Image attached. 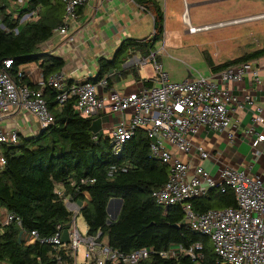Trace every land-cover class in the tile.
Segmentation results:
<instances>
[{
	"label": "trees",
	"instance_id": "trees-1",
	"mask_svg": "<svg viewBox=\"0 0 264 264\" xmlns=\"http://www.w3.org/2000/svg\"><path fill=\"white\" fill-rule=\"evenodd\" d=\"M18 1L0 0V69L6 60L12 61L7 71L15 82L33 86L26 78L16 76L21 66L37 64L45 79L64 67L61 58L39 50L61 25L63 5L61 0H29L24 8H17L14 4ZM134 2L153 16V37L122 41L111 60L98 61L97 76L88 81L96 84L105 75L121 68L133 55L147 56L154 44L162 39L165 21L162 8L153 0ZM27 16L29 18L24 20ZM262 56L264 47L218 66L211 63L209 66L217 72ZM148 83L144 82L145 85ZM43 99L54 123L34 136L20 137L17 146L0 145V155L6 162L0 169V208L20 222V226L15 220L8 226H0V261L58 264L59 257L69 264L65 250L39 242L27 245L21 239V232L34 231L40 239L53 237L57 227L67 225L71 219L63 205L64 196L75 195L86 201L80 216L87 226V234L101 232L102 240L114 250L130 253L152 249L158 253L172 245L188 248L195 243L203 248L202 259L198 261L184 255L170 259L151 253L138 264H227L217 258L207 237L190 231L183 224L179 206L164 212L155 204L152 193L166 182L168 170L150 157V140L142 130H135L120 153L114 155L108 137L95 132L94 118L75 113L73 100L58 107L56 91L51 88L44 90ZM112 168L116 172L110 176ZM81 178L94 182L81 187ZM72 181L74 185H71ZM58 187L62 188L63 197L56 195ZM82 193L89 199L85 200ZM110 199L123 201L119 215L112 223H108L106 212ZM191 205L195 212L204 213L213 208H234L236 200L231 190L225 193L211 190L204 197L192 200Z\"/></svg>",
	"mask_w": 264,
	"mask_h": 264
},
{
	"label": "built area",
	"instance_id": "built-area-1",
	"mask_svg": "<svg viewBox=\"0 0 264 264\" xmlns=\"http://www.w3.org/2000/svg\"><path fill=\"white\" fill-rule=\"evenodd\" d=\"M29 0H19L14 4L24 8ZM88 0H61L63 18L61 25L54 30L58 34L73 41L71 32L79 18V10ZM37 13V11H36ZM29 17L27 16V20ZM35 18V16L33 17ZM264 15L246 17L219 22L212 25L193 27L187 17L182 14V20L187 26V32L194 34L202 30L217 27L237 25L252 20L262 19ZM2 28V25H0ZM156 53L147 56H131L124 67H142L152 65L157 86L143 89L140 92L121 95L109 88L108 75L96 84L67 83L62 71L56 72L46 79L41 76L33 85L17 84L7 70L12 61L6 60L0 69V118L10 109H22L35 117L42 129L54 123L43 99L46 88L56 91L58 107L68 100H73L74 111L85 117H92L101 112L118 115L117 123L108 131L110 147L114 155H118L123 144L130 140L135 130H142L150 140L149 155L159 161L168 170L166 182L157 188L152 197L157 206L164 212L170 207L179 206L183 212V224L192 232L207 237L213 247V252L219 260L227 264H264V180L248 169H236L225 166L216 178L204 171L200 165L192 166L182 160V156H193L204 161L209 158L205 147L193 142L198 132L209 130L216 133L225 132L231 122V107L237 104L233 95L232 85L250 76L253 84L258 82L259 73L255 61L243 62L218 71L213 76L197 75L182 82H169L161 64L156 59ZM16 76L26 78L22 69ZM250 103V102H249ZM132 109L130 116L127 112ZM255 122V120L253 121ZM16 131H4L0 127V145L14 147L19 144ZM97 140V137H93ZM255 143H264V134H258ZM5 158L0 155V169L5 165ZM191 171V172H190ZM116 172L112 168L111 176ZM93 180L79 179L80 186L92 184ZM75 182H71L74 185ZM211 190L225 193L231 190L236 200L234 208H213L204 213L193 210L191 201L199 199ZM58 197H63L61 187L56 188ZM85 200L88 196L85 193ZM75 198V195L64 196L63 205L70 213L71 219L65 226H58L56 234L50 239H40L36 232H21L25 244H50L57 249L65 250L69 255V264H138L148 258L151 253L161 258H176L179 255L189 257L192 261L202 259V245L192 244L188 248L172 245L168 250L155 252L152 249H140L123 253L112 249L101 232L96 235L82 236L76 225V218L86 205V201ZM0 226H8L14 220L20 222L12 214L0 208ZM63 230H67L66 238ZM79 247L83 253L79 259ZM58 264H65L62 258ZM0 264H7L0 261Z\"/></svg>",
	"mask_w": 264,
	"mask_h": 264
},
{
	"label": "crops",
	"instance_id": "crops-1",
	"mask_svg": "<svg viewBox=\"0 0 264 264\" xmlns=\"http://www.w3.org/2000/svg\"><path fill=\"white\" fill-rule=\"evenodd\" d=\"M153 1L162 8V0ZM194 1L196 5H206L216 0ZM164 3L167 4V0H164ZM162 10L165 18L166 8ZM153 33V16L145 8L137 5L134 0H88L79 10L78 21L71 32L73 41L70 42L66 37L55 33L49 41L40 46L39 50L41 53L50 54L64 61L62 72L65 74L67 83H80L95 78L98 73V61L100 59L111 60L122 41L151 39ZM152 52L157 54L154 47ZM133 56L141 57V55ZM156 59L161 64L169 82H182L187 78L196 77L189 71L184 78L185 74L179 75L168 69L167 62H161L158 55ZM254 61L259 73L258 82L254 85L248 75L232 85L237 104L231 107L229 128L218 134L209 130H201V133L197 134L193 140L194 143L205 147L209 158L200 162L196 160L198 156L196 152L194 157L192 155L182 156L184 162L201 167L206 163L207 166L220 170L225 166L244 170L250 167V172L262 180L261 178L264 177V143L254 141L258 134H264V56ZM220 64L223 63L212 66ZM123 65L118 70L107 74L110 89L121 95H128L157 86L153 68L147 71L146 77H142L140 71L143 66L126 68ZM20 69L25 73L26 80L33 85L42 74L35 63L23 65ZM217 72L212 71L210 67V70L208 69L203 76H212L213 81L217 82V78L213 76ZM146 81L150 83L145 85ZM131 113L128 111L127 115L130 116ZM105 115L114 118L113 126L119 119L118 115H110L107 112H101L91 118H100ZM94 124V130L97 132L98 125L96 122ZM0 127L4 131H16L19 138L34 136L42 130L38 120L22 109H10L2 115Z\"/></svg>",
	"mask_w": 264,
	"mask_h": 264
},
{
	"label": "rangeland",
	"instance_id": "rangeland-1",
	"mask_svg": "<svg viewBox=\"0 0 264 264\" xmlns=\"http://www.w3.org/2000/svg\"><path fill=\"white\" fill-rule=\"evenodd\" d=\"M161 3L162 8H166L164 36L154 45V50L161 62H167L168 69L179 75L185 74L184 78L189 71L196 76H203L210 70L209 63H224L264 47V18L189 34L181 17L186 11L193 27L255 17L264 15V0H216L206 5H196L194 0H167V4L162 0ZM151 68L150 63L146 64L141 68L140 75L146 77ZM129 111L133 112L132 109ZM113 119L109 115L94 118L98 125L97 134L107 135L113 126ZM202 169L213 178L217 177L220 170L206 163ZM261 179L263 181L264 177ZM76 225L84 236L87 226L80 215L76 218ZM63 234L66 238L67 230H63ZM82 253L83 249L79 247V259Z\"/></svg>",
	"mask_w": 264,
	"mask_h": 264
},
{
	"label": "water",
	"instance_id": "water-1",
	"mask_svg": "<svg viewBox=\"0 0 264 264\" xmlns=\"http://www.w3.org/2000/svg\"><path fill=\"white\" fill-rule=\"evenodd\" d=\"M123 201L121 199H110L106 206V212L108 214V223L114 222L120 212Z\"/></svg>",
	"mask_w": 264,
	"mask_h": 264
}]
</instances>
